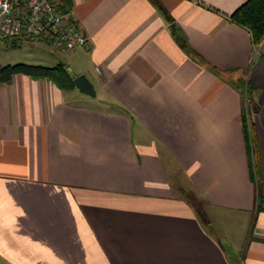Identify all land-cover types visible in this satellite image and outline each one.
<instances>
[{"label":"crops","instance_id":"1","mask_svg":"<svg viewBox=\"0 0 264 264\" xmlns=\"http://www.w3.org/2000/svg\"><path fill=\"white\" fill-rule=\"evenodd\" d=\"M248 1L72 0L87 45H48L96 96L0 85V264H264V47L231 18Z\"/></svg>","mask_w":264,"mask_h":264},{"label":"built area","instance_id":"2","mask_svg":"<svg viewBox=\"0 0 264 264\" xmlns=\"http://www.w3.org/2000/svg\"><path fill=\"white\" fill-rule=\"evenodd\" d=\"M35 38L67 51L88 43L72 16L59 11V0H0V41Z\"/></svg>","mask_w":264,"mask_h":264},{"label":"trees","instance_id":"3","mask_svg":"<svg viewBox=\"0 0 264 264\" xmlns=\"http://www.w3.org/2000/svg\"><path fill=\"white\" fill-rule=\"evenodd\" d=\"M72 0H59V11L72 16ZM73 18V17H72ZM232 20L238 25L248 29L253 37L254 45L257 48L264 47V0H249L241 6L232 16ZM76 23V22H75ZM23 40V39H15ZM46 42L42 39H32ZM8 41V40H6ZM24 75L36 80H47L55 84L63 91H74V75L65 64L55 67L36 66L27 64L0 65V85L11 83L16 76ZM236 88L243 92L247 103H252L246 108V140L250 148L249 126L252 124V113L259 110V105L255 103L253 91L250 84L244 80H239ZM248 122V123H247Z\"/></svg>","mask_w":264,"mask_h":264},{"label":"rangeland","instance_id":"4","mask_svg":"<svg viewBox=\"0 0 264 264\" xmlns=\"http://www.w3.org/2000/svg\"><path fill=\"white\" fill-rule=\"evenodd\" d=\"M55 47H51L47 42H41L38 40H15L10 39L8 41H0V65H44L49 67H55L61 62V58L69 56L67 53H57ZM88 96V95H81ZM89 102L93 100L91 97ZM230 232L236 233V228H230ZM225 243V242H224ZM226 248L230 250L231 246L226 244Z\"/></svg>","mask_w":264,"mask_h":264},{"label":"water","instance_id":"5","mask_svg":"<svg viewBox=\"0 0 264 264\" xmlns=\"http://www.w3.org/2000/svg\"><path fill=\"white\" fill-rule=\"evenodd\" d=\"M76 88L80 90L81 93L95 97L96 90L94 84L87 78L86 75H80L74 79Z\"/></svg>","mask_w":264,"mask_h":264}]
</instances>
